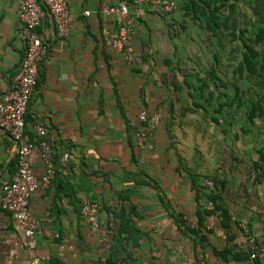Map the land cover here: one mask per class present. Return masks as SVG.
<instances>
[{
	"label": "crops",
	"instance_id": "1",
	"mask_svg": "<svg viewBox=\"0 0 264 264\" xmlns=\"http://www.w3.org/2000/svg\"><path fill=\"white\" fill-rule=\"evenodd\" d=\"M65 1L67 36H58L48 16L37 29L48 53L24 115L29 139L34 126L45 130L54 177L40 185L44 165L34 151L38 186L28 211L36 230L27 238L0 209V264H109L117 255L125 264H264L249 258L247 246L253 237L264 248V118L250 124L236 115L233 82L224 93L212 75L219 71L215 42L186 10L198 8L197 0H172L176 10L167 14L130 5L129 38L140 57L131 65L106 42L117 16L101 13L121 0ZM24 47L17 0H0V97L15 84ZM140 111L161 116L150 128V150L135 143ZM15 171V146L0 130V197ZM188 172L224 182L227 230L219 212L205 217L198 234L178 228V216L193 227L204 205ZM83 198L98 204L103 222H114L113 256L81 216Z\"/></svg>",
	"mask_w": 264,
	"mask_h": 264
},
{
	"label": "built area",
	"instance_id": "2",
	"mask_svg": "<svg viewBox=\"0 0 264 264\" xmlns=\"http://www.w3.org/2000/svg\"><path fill=\"white\" fill-rule=\"evenodd\" d=\"M130 5L151 7L163 14L176 10V5L172 0H121L116 5L101 8V13L104 16H117L116 31L106 38V42L127 65L140 59L135 54L129 38L131 20L128 9ZM89 14L88 11L84 13L85 16ZM17 15L25 33L24 54L14 86L0 97V130L10 136L15 146L16 171L12 180L2 187L0 209L10 213L20 224L24 235L29 238L36 230V224L28 211L30 197L38 186V180L33 174L29 161V157L34 151L39 152L44 165L40 185L44 188L48 187L54 177L53 148L43 139L44 128L39 125L34 126L36 136L33 139H29L25 134L24 115L30 95L37 84L38 65L48 53V47L37 29L48 16L58 36L63 39L68 34L71 16L65 0H17ZM160 117L159 112L150 115L145 111L138 113L137 118L140 125L135 132V143L138 148L152 149V144L149 141L150 128L159 124ZM66 159L67 154H63L60 157V162H64ZM203 185L208 189L213 188V183L210 180H205ZM98 209V204L95 201L88 198L82 199L81 216L87 222L92 233H100L98 246L109 251L111 248L110 233L114 222L111 217L108 221L103 222L98 216ZM247 246L251 260L264 261V248L253 237L247 239ZM114 264L120 263L117 261Z\"/></svg>",
	"mask_w": 264,
	"mask_h": 264
},
{
	"label": "trees",
	"instance_id": "3",
	"mask_svg": "<svg viewBox=\"0 0 264 264\" xmlns=\"http://www.w3.org/2000/svg\"><path fill=\"white\" fill-rule=\"evenodd\" d=\"M199 3V7L188 8L187 11L193 13L200 19V26L202 29L209 33L210 39H213L215 42V48L218 49V53L214 55V60L219 68L222 65L220 52L224 53V45H233V41L238 39L240 41V54L238 56V61L235 67L231 69V79H233V75H237L238 79H241L243 75H247L251 78H259L261 73L264 72V54H261L257 50L254 49L253 46L250 45L249 42H253L255 44H260L264 40V30L261 27H257L256 33H254V38L247 42L242 38V36L246 33V29H241L239 24H236V29L234 27L235 22H238L239 17L238 14V3L241 0H197ZM255 10L259 7V2L256 1ZM227 12L226 14H224ZM234 15L232 16V14ZM229 28H232L228 31ZM224 30L226 34H221ZM221 34V35H220ZM239 37H237L238 35ZM234 46L230 48V53L233 52ZM232 57H227V63L231 64ZM229 65V64H227ZM229 67V66H228ZM227 69V68H226ZM219 70V69H218ZM213 69L212 75L215 76V79L219 82L220 89L225 91L226 82L229 81V74L222 75L218 71L216 74ZM226 71L229 72L227 69ZM234 92V99L240 101L243 99L244 95L246 94L242 88L236 84L231 85ZM225 93V92H224ZM240 105V104H238ZM220 105L219 112L222 110ZM247 121L250 124H254L255 121L264 118V102L257 101L253 104L250 101L249 109L245 112ZM25 122V120H24ZM26 134V132H25ZM264 162V155L260 154L258 158V162ZM258 162L253 163V166L257 168ZM188 175L191 177L192 185L196 191V200L199 202L200 198L202 197L204 200V205L198 206L196 211V223H194L193 227L189 226L190 223L186 222V219L182 216H178L177 226L178 228H183L186 232L198 234L199 230L204 226L205 217L207 215L214 214L215 212H219L220 214V221L219 224L222 226L223 229L227 230L228 224L230 222V216L226 208H224L220 203V191L224 188V182L218 181L215 178H212L207 175H194L188 172ZM207 179L212 181L213 188L208 189L203 185V181ZM113 231V230H112ZM111 231V232H112ZM111 241V248L109 256H113L112 251H114L115 243L119 241L117 240V231L114 232ZM116 235V237H115ZM111 237V233H110ZM119 262L120 264H125V261L122 256L117 255L115 256L112 261L108 260L109 264H114L115 262Z\"/></svg>",
	"mask_w": 264,
	"mask_h": 264
},
{
	"label": "rangeland",
	"instance_id": "4",
	"mask_svg": "<svg viewBox=\"0 0 264 264\" xmlns=\"http://www.w3.org/2000/svg\"><path fill=\"white\" fill-rule=\"evenodd\" d=\"M256 1L259 2V7L257 8V11L255 10ZM226 13L227 12H225L224 14ZM233 15L234 13L232 14V16ZM237 16L239 17V20L234 24L235 29H236V24H239L241 29L247 30L246 33L242 36L245 42L249 41L250 39L252 40L254 38V33H256L257 27H261L264 30V0H241V2L238 3ZM230 29L232 28H229L228 31ZM220 33L226 34L224 30H222V32ZM237 37H239V35ZM249 43L251 46L254 47L255 50H257L261 54H264V40L260 44H255L253 42H249ZM226 44L224 45L223 48L224 53L222 54L220 52L222 65L219 66V68L218 67L217 68L219 69L220 74L222 75L229 74L228 78L230 81L232 75V74L230 75V68L235 67L238 61V56L240 54V50H239L240 41L238 39L234 40L232 46L230 44L226 46ZM233 46H234L233 52L230 53L229 52L230 48H232ZM228 56L232 57L230 61L231 64L227 63ZM226 68L229 70V72L226 71L227 70ZM233 76L234 77L233 79H231L230 82H234V84L240 86L242 88V91L244 90V92L246 93L242 100L237 101L234 99V112L236 115L245 114L246 110L249 109L250 101H252L253 104L257 101H260L261 104L262 102H264V72L261 73L259 78H251L247 75H243L241 79H238L237 75H233ZM206 131L207 130H205V132Z\"/></svg>",
	"mask_w": 264,
	"mask_h": 264
}]
</instances>
